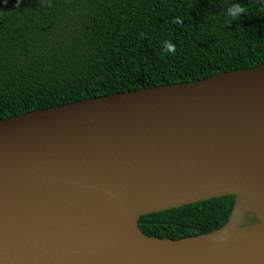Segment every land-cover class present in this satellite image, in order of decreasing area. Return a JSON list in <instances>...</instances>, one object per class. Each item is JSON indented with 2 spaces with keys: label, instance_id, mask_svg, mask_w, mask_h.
Returning <instances> with one entry per match:
<instances>
[{
  "label": "water",
  "instance_id": "1",
  "mask_svg": "<svg viewBox=\"0 0 264 264\" xmlns=\"http://www.w3.org/2000/svg\"><path fill=\"white\" fill-rule=\"evenodd\" d=\"M227 196L215 232L140 228ZM0 264H264V64L0 120Z\"/></svg>",
  "mask_w": 264,
  "mask_h": 264
},
{
  "label": "trees",
  "instance_id": "2",
  "mask_svg": "<svg viewBox=\"0 0 264 264\" xmlns=\"http://www.w3.org/2000/svg\"><path fill=\"white\" fill-rule=\"evenodd\" d=\"M236 3L246 13L232 19ZM263 64L264 0H0V120ZM235 203L210 199L139 225L152 238L197 237L223 228Z\"/></svg>",
  "mask_w": 264,
  "mask_h": 264
},
{
  "label": "clouds",
  "instance_id": "3",
  "mask_svg": "<svg viewBox=\"0 0 264 264\" xmlns=\"http://www.w3.org/2000/svg\"><path fill=\"white\" fill-rule=\"evenodd\" d=\"M2 2L6 3L7 0H2ZM16 3H17V6H19L21 3V0H16ZM227 13L232 19H238L240 15L246 13V9L241 4L236 3L227 9ZM163 49L166 52L174 54L176 51V46L173 43H171L170 41H165L163 43ZM109 195H110V193H109ZM228 237H229V233L225 232L221 236L216 237L215 240L217 242L223 244L227 241Z\"/></svg>",
  "mask_w": 264,
  "mask_h": 264
},
{
  "label": "bare ground",
  "instance_id": "4",
  "mask_svg": "<svg viewBox=\"0 0 264 264\" xmlns=\"http://www.w3.org/2000/svg\"><path fill=\"white\" fill-rule=\"evenodd\" d=\"M95 196H97L98 197V195L97 194H94ZM93 195V196H94ZM92 196V197H93ZM109 201H113L114 203H116L123 211H126V209H125V206L121 203V202H119L118 200H116V199H114V198H112L111 196H108V195H106L105 196Z\"/></svg>",
  "mask_w": 264,
  "mask_h": 264
},
{
  "label": "rangeland",
  "instance_id": "5",
  "mask_svg": "<svg viewBox=\"0 0 264 264\" xmlns=\"http://www.w3.org/2000/svg\"><path fill=\"white\" fill-rule=\"evenodd\" d=\"M240 222L238 221L237 223H236V226H238V227H244V226H247V225H252V224H254V223H256L255 222V220H251V219H248V221H247V223L246 224H239Z\"/></svg>",
  "mask_w": 264,
  "mask_h": 264
}]
</instances>
